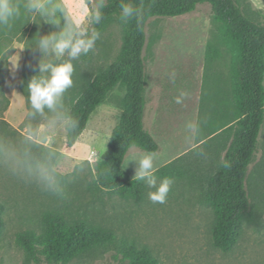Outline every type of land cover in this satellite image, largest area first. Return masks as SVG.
Masks as SVG:
<instances>
[{
    "label": "rangeland",
    "instance_id": "rangeland-1",
    "mask_svg": "<svg viewBox=\"0 0 264 264\" xmlns=\"http://www.w3.org/2000/svg\"><path fill=\"white\" fill-rule=\"evenodd\" d=\"M64 1L66 4L62 0H49L48 3L47 12L55 31L63 27L64 11L89 29L90 9L85 0ZM250 1L254 10L264 14V0ZM90 2L94 5L96 0ZM146 31L144 121L145 128L160 146L153 153V172L174 164L185 176L171 179L163 204H154L148 199L149 188L141 203L88 188L91 173L107 151L113 129L123 115L126 88L121 82L91 114L87 128L74 147L67 146L64 130L49 133L42 140L43 144L61 152L60 171L66 176L62 178L63 196L46 192L0 167V200L6 207L0 264H45L29 258L16 244V236L26 229H38L43 215L56 211L88 218L113 229L119 238L149 246L161 264H264V123L246 180L250 201L246 222L231 251L224 252L213 246V211L200 202L205 175L218 167L230 140L224 145L218 136L209 134L208 126L219 114L217 86L223 82L227 89L231 84V66L235 58L232 47L220 35L208 3L200 4L189 14L152 17ZM123 41L124 25L113 18L100 33L95 48L72 61L73 86L64 94L67 109L82 86L116 59ZM39 62L34 75H39ZM182 92L187 95L177 104L175 100ZM9 94L13 101L10 114L15 116V125L5 119L9 106L6 107V99L0 95V138L19 139L25 132L30 106L20 90L9 88ZM190 121L198 122L201 129L200 135L191 140L186 129ZM148 153L151 152L131 147L124 166L132 156ZM136 167L135 162H130L123 168L135 178ZM122 248L117 241L107 248L75 258L69 264H124Z\"/></svg>",
    "mask_w": 264,
    "mask_h": 264
},
{
    "label": "trees",
    "instance_id": "trees-1",
    "mask_svg": "<svg viewBox=\"0 0 264 264\" xmlns=\"http://www.w3.org/2000/svg\"><path fill=\"white\" fill-rule=\"evenodd\" d=\"M90 9L93 4L85 0ZM141 9L139 21L124 24V41L119 55L103 71L89 80L69 104L68 111L79 124L73 133L67 132V146L76 145L87 128L91 114L119 84L125 85L123 115L113 129L107 151L91 173L88 188L106 191L120 198L141 203L147 185L129 175L123 162L129 149L137 146L155 153L160 146L145 128L146 114V56L147 24L152 17H177L194 12L200 4L211 6L213 17L222 38L232 47L235 58L231 66V84L226 89L217 86L219 114L208 126L209 134L225 142L230 138L218 167L205 175L200 202L212 209L214 223L211 237L214 247L231 251L238 243L250 205L246 180L249 166L258 149L264 123V14L254 10L250 0H124ZM121 0H107L103 19L89 29L104 31L113 18L119 19ZM27 15L24 14V17ZM40 16V15H38ZM31 17V14H30ZM120 20V19H119ZM15 52H0V95L6 99L4 86L9 74V60ZM41 52H26L20 89L28 98L27 84L37 72ZM203 133V132H202ZM227 143V142H226ZM45 145V144H44ZM46 147H51L45 145ZM53 148V147H52ZM58 154L61 152L53 148ZM123 161V162H122ZM156 177L182 178L183 171L174 164L158 168ZM63 175V179H65ZM6 207L0 200V245L5 230ZM120 241L124 264H161L151 248L125 238H119L111 228L88 218L67 215L66 212H47L38 229H26L16 236V244L25 254L45 264H69L91 251L107 248Z\"/></svg>",
    "mask_w": 264,
    "mask_h": 264
},
{
    "label": "clouds",
    "instance_id": "clouds-1",
    "mask_svg": "<svg viewBox=\"0 0 264 264\" xmlns=\"http://www.w3.org/2000/svg\"><path fill=\"white\" fill-rule=\"evenodd\" d=\"M106 6L107 0H96L90 18L92 24L101 22ZM119 7V19L122 23L127 24L133 18L139 21L141 9L124 0H121ZM40 8L39 0H24L22 5L13 0H0V28H11L22 14L35 13ZM63 17V27L59 31L50 32L36 41L35 46L39 48L42 57L51 55L55 59L47 62L40 60L39 75H34L27 84L30 111L24 134L19 139L0 138V167L5 168L10 175L33 183L56 196L64 195L61 156L52 147H46L42 140L57 130L73 133L77 129L78 120L64 104V94L73 86L72 61L91 52L100 39V32L81 26L69 12L64 11ZM16 66L17 64L12 65V68L15 69ZM186 95L187 93L182 92L175 102L181 104ZM186 129L189 140L200 135L198 122H188ZM154 159L155 155L148 153L132 156L127 160L126 166L122 162L124 168L130 162L136 163L135 178L143 181L150 189L148 199L154 204H163L172 180L168 177L158 180L153 172ZM222 163L224 167H229L226 162Z\"/></svg>",
    "mask_w": 264,
    "mask_h": 264
},
{
    "label": "crops",
    "instance_id": "crops-1",
    "mask_svg": "<svg viewBox=\"0 0 264 264\" xmlns=\"http://www.w3.org/2000/svg\"><path fill=\"white\" fill-rule=\"evenodd\" d=\"M62 1V3L66 4L64 0ZM13 2L22 5L24 0H13ZM39 3L41 5L40 10L31 13V17L30 14H26V17L22 14L13 22L11 28H0V52H15L9 60V74L5 80L4 86L5 95L10 100L9 109L5 111V119L14 125L15 122L13 118H15V116L10 114L13 101L9 94V88L21 91L20 82L26 59V52H40L39 48L35 46L38 38L55 31L47 12V8L50 7V5H48L49 0H39ZM74 20L80 24L79 19L74 18ZM16 64L17 66L13 69L12 65Z\"/></svg>",
    "mask_w": 264,
    "mask_h": 264
}]
</instances>
